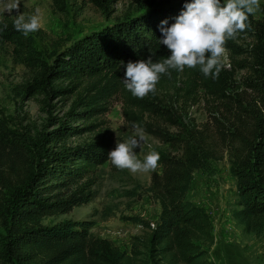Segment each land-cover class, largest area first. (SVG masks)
Segmentation results:
<instances>
[{
    "label": "trees",
    "instance_id": "obj_1",
    "mask_svg": "<svg viewBox=\"0 0 264 264\" xmlns=\"http://www.w3.org/2000/svg\"><path fill=\"white\" fill-rule=\"evenodd\" d=\"M86 1L104 10L115 0ZM184 9L183 2L163 7L150 4L145 13L77 38L63 51L53 54L48 64L32 55L31 47L22 40L21 33L12 24L0 20L3 21L0 28L7 24V28L0 31V38L14 46H24L25 59L35 60L46 82L51 84L57 79L78 81L85 78L91 81L85 96L80 95L79 113L83 117L88 118L105 110L107 98L122 88L124 118L131 119L133 125H139L172 146L155 151L161 159L160 172L151 173L148 185L149 192L159 205L153 227L146 220L132 217L147 232L131 236L129 247L124 249L109 238L89 231V220H63L53 225L40 222L45 215L64 212L89 200L92 195L90 181L75 183L62 195L48 193L46 189L52 184L48 181L54 180V183L82 178L84 171L80 164L73 165L77 159L93 164L104 162L112 145L110 133H102L94 141L81 145L66 146L61 143L55 147L52 143L74 129L61 121L57 128L46 132V143L35 149L30 147L24 135L7 130L0 122V154L24 155L26 160L28 156L32 159L29 171L15 194L19 189L20 193L17 197L15 195L16 200L2 222L0 264H213L208 253L213 242L209 215L202 206L185 197L192 171L208 166L212 157L209 145L203 135L199 139L193 136L171 139L158 127L145 122L142 113L153 108L151 102L132 96L122 82L129 61L152 56L156 62L171 54L159 42L162 39L161 21L167 20L165 26H170ZM258 12L259 17H249L251 28L240 33L254 37L247 61L232 63L229 69L222 66L218 78L205 77L198 68L186 67L183 72L172 70L170 75L161 76L156 86L158 89L172 84L176 76L181 75L186 79V92L200 87L205 94L223 101L220 106L225 109L228 106L237 108L231 115L229 137L236 145L231 142L227 148L229 172L234 177L239 205L232 209L231 215L247 230L264 226V0L260 2ZM226 49L239 51L233 40L227 42ZM235 66L248 70L246 78L252 77L243 84L259 91L258 99L249 102L232 100L226 93ZM61 90L51 87L54 92ZM134 108L138 113L133 111ZM66 114L76 113L70 109ZM10 167H13V162ZM134 241H139L143 249Z\"/></svg>",
    "mask_w": 264,
    "mask_h": 264
},
{
    "label": "rangeland",
    "instance_id": "obj_2",
    "mask_svg": "<svg viewBox=\"0 0 264 264\" xmlns=\"http://www.w3.org/2000/svg\"><path fill=\"white\" fill-rule=\"evenodd\" d=\"M178 2L186 3L190 0H115L104 10L86 0H22L19 11L27 16L38 9L42 27L28 38L20 33L22 40L31 47L32 55L48 64L53 54L63 51L85 34L145 13L150 4L163 7ZM16 14L15 10L11 15L5 12L0 20L13 25ZM259 16L257 12L255 17ZM253 38L252 35L244 34L233 40L239 51L226 49L222 57L223 67L229 69L232 63L247 61ZM23 47L14 46L10 41L0 38V122L4 123L7 130L24 135L30 147L36 149L46 143V132L57 128L64 121L74 129L52 143L55 147L61 143L66 146L81 145L94 141L102 133H110L112 145L108 153L116 147L118 141H126L135 133L131 119H125L122 114V88L107 98L105 110L85 118L79 113L82 101L80 95L85 96L91 81L86 78L78 81L57 79L50 84L44 80L42 69L35 60L25 59ZM247 76L246 68L235 66L226 89L232 100L249 102L258 99L259 91L243 84L252 77ZM185 82L183 76L177 75L172 84L159 87L154 95L145 97L153 108L145 110L142 118L171 139L188 136L199 139L203 135L209 145L212 157L208 160V166L192 171L185 197L202 206L209 215L213 242L208 253L213 264H264V226L247 230L231 215L232 209L239 205L234 177L229 172L227 148L232 142L229 139L231 115L237 108L228 106L225 109L220 106L223 101L205 94L200 87L186 92ZM51 87L62 90L54 92ZM70 109L76 114H66ZM133 111L138 110L134 108ZM144 132L147 140L142 142L140 148L134 149L141 160L152 151L172 147L153 134ZM232 143L236 145L235 141ZM18 156L0 154L1 232L2 222L16 200L15 195L17 197L20 193L19 189L15 194L22 185L19 183L31 166L30 156L28 160L24 155ZM78 164L84 171L82 178L54 183V180H50L48 182L52 184L46 190L50 194L62 195L73 188L75 183L90 181L91 197L87 202L73 205L64 212L45 215L40 222L53 225L63 220H89V231L127 249L131 236L147 232L132 217L153 221L158 214V202L148 190L153 171L132 174L128 170H119L108 157L100 164L77 159L73 165ZM156 172H160V167ZM134 242L143 249L139 241Z\"/></svg>",
    "mask_w": 264,
    "mask_h": 264
},
{
    "label": "clouds",
    "instance_id": "obj_3",
    "mask_svg": "<svg viewBox=\"0 0 264 264\" xmlns=\"http://www.w3.org/2000/svg\"><path fill=\"white\" fill-rule=\"evenodd\" d=\"M22 0H0V16L15 10L13 26L25 38L41 30L39 10L25 15L19 11ZM260 10V0H190L185 9L170 26L167 20L161 21L162 39L170 55L154 62L147 59L129 61L125 66L123 85L132 96L144 99L155 94L161 76L170 75L172 70L183 72L185 68H198L205 77L218 78L222 70V57L229 40H236L240 33L251 28L250 16ZM3 23V21H0ZM7 28V24L3 25ZM0 28V31H3ZM135 133L126 141L117 142L108 153L111 164L119 170L132 174L156 171L161 159L158 152L152 151L142 160L137 157L135 148L147 140L144 130L134 124ZM115 130V129H113ZM116 131V130H115Z\"/></svg>",
    "mask_w": 264,
    "mask_h": 264
},
{
    "label": "built area",
    "instance_id": "obj_4",
    "mask_svg": "<svg viewBox=\"0 0 264 264\" xmlns=\"http://www.w3.org/2000/svg\"><path fill=\"white\" fill-rule=\"evenodd\" d=\"M148 223L150 227H153V221H148Z\"/></svg>",
    "mask_w": 264,
    "mask_h": 264
},
{
    "label": "crops",
    "instance_id": "obj_5",
    "mask_svg": "<svg viewBox=\"0 0 264 264\" xmlns=\"http://www.w3.org/2000/svg\"><path fill=\"white\" fill-rule=\"evenodd\" d=\"M156 218V217H155Z\"/></svg>",
    "mask_w": 264,
    "mask_h": 264
}]
</instances>
